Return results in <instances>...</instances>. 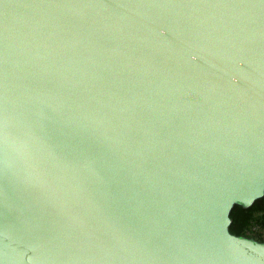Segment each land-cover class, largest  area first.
<instances>
[{
    "label": "water",
    "instance_id": "water-1",
    "mask_svg": "<svg viewBox=\"0 0 264 264\" xmlns=\"http://www.w3.org/2000/svg\"><path fill=\"white\" fill-rule=\"evenodd\" d=\"M264 0H0V264H264Z\"/></svg>",
    "mask_w": 264,
    "mask_h": 264
},
{
    "label": "trees",
    "instance_id": "trees-1",
    "mask_svg": "<svg viewBox=\"0 0 264 264\" xmlns=\"http://www.w3.org/2000/svg\"><path fill=\"white\" fill-rule=\"evenodd\" d=\"M229 231L236 236H245V230L251 221L264 223V197L256 201L249 209L236 205L230 214Z\"/></svg>",
    "mask_w": 264,
    "mask_h": 264
},
{
    "label": "built area",
    "instance_id": "built-area-1",
    "mask_svg": "<svg viewBox=\"0 0 264 264\" xmlns=\"http://www.w3.org/2000/svg\"><path fill=\"white\" fill-rule=\"evenodd\" d=\"M245 237L264 243V223L251 221L245 230Z\"/></svg>",
    "mask_w": 264,
    "mask_h": 264
}]
</instances>
